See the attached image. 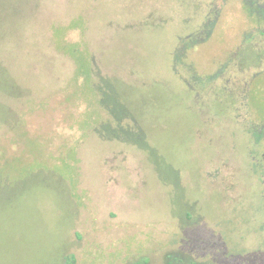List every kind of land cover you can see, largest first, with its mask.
<instances>
[{
    "label": "rangeland",
    "instance_id": "374dc122",
    "mask_svg": "<svg viewBox=\"0 0 264 264\" xmlns=\"http://www.w3.org/2000/svg\"><path fill=\"white\" fill-rule=\"evenodd\" d=\"M243 1L0 0V264H264Z\"/></svg>",
    "mask_w": 264,
    "mask_h": 264
},
{
    "label": "flooded vegetation",
    "instance_id": "af4514ba",
    "mask_svg": "<svg viewBox=\"0 0 264 264\" xmlns=\"http://www.w3.org/2000/svg\"><path fill=\"white\" fill-rule=\"evenodd\" d=\"M243 2L249 7L250 11L254 15H256V17L258 18L259 21H263L264 22V3H260L257 0H244ZM210 25H211L210 21H208L206 24H204V27L210 28ZM204 27H202V28H204ZM262 27L264 29V25ZM192 34L196 35V32H194ZM257 50L259 52L261 51V49L258 48V47H257ZM236 251H235V253H236ZM205 254H207V253L205 252ZM205 254H204V258H205ZM176 255L179 256V252ZM247 255L248 254H244L243 253L240 257L246 258ZM192 257L191 256H187V258H190V261H189L190 263L189 264H201L200 260H202V262H203V259H204V258L199 259V256L197 257L196 254H192ZM225 257L228 258V259H232L233 258V256H225ZM183 259H184V257H181V258L180 257H175V258H173V261L178 260V262H182ZM253 262H254V259L252 258L251 263H253Z\"/></svg>",
    "mask_w": 264,
    "mask_h": 264
},
{
    "label": "trees",
    "instance_id": "16d2710c",
    "mask_svg": "<svg viewBox=\"0 0 264 264\" xmlns=\"http://www.w3.org/2000/svg\"><path fill=\"white\" fill-rule=\"evenodd\" d=\"M2 68H3V67H2ZM250 133H251V135H248V136H250L249 140H250V141H253L254 143H255V141L258 142V141H260L261 138H263V134H262L260 131H258L257 129H255V130H253V129L250 130ZM252 138H253L254 140H252ZM261 140H262V139H261ZM258 144H259V143H258ZM253 145H254V144L252 143V144L250 145V147L247 148V150H249L250 153H253L252 150H250V149H255V148L253 147ZM251 146H252V147H251ZM260 149L262 150V154H261V156H260L261 159H260L259 157L255 158V159L253 158V159H254V162H252V163L250 164L252 168L257 167V165L260 166V165H261L260 162L262 163V162L264 161V148H260ZM247 150H246V151H247ZM246 151H245V152H246ZM257 153H258V152H257ZM254 155H255V154H253L252 157H254ZM255 156H256V155H255ZM256 159H257V161H258L259 163H258V162H255ZM257 163H258V164H257ZM263 169H264V168H263ZM263 174H264V172H263ZM73 263H74V258H73V256H72V255H68L67 258H66V263H65V264H73Z\"/></svg>",
    "mask_w": 264,
    "mask_h": 264
}]
</instances>
